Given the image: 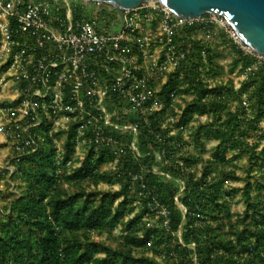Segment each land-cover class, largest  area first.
<instances>
[{"label": "trees", "instance_id": "1", "mask_svg": "<svg viewBox=\"0 0 264 264\" xmlns=\"http://www.w3.org/2000/svg\"><path fill=\"white\" fill-rule=\"evenodd\" d=\"M218 33L212 42L199 27L180 30L177 42L188 62L167 75L157 92L161 107L147 115L149 126L138 130L140 157L120 158L121 173L102 169L114 157L100 151L57 176L50 144L11 160L8 182L14 192L7 197L10 215L0 219V264H185L193 256L198 264H264V73L237 90L230 80L217 82L221 52H231L229 73L251 61L221 29ZM178 95L189 99L178 104ZM169 116L177 117L167 123ZM71 137L63 162L73 155ZM242 158L246 166L240 177L231 163ZM129 171L143 175L147 191L138 189ZM176 180L183 182L179 194ZM240 180V187L229 185ZM100 183L119 188L98 193L94 201L95 192L85 184ZM237 192L242 212L231 209ZM177 194L184 210L174 201ZM153 196L170 210L168 228L159 219L148 221L154 216L148 206ZM118 227L122 241L115 247L91 239Z\"/></svg>", "mask_w": 264, "mask_h": 264}, {"label": "built area", "instance_id": "2", "mask_svg": "<svg viewBox=\"0 0 264 264\" xmlns=\"http://www.w3.org/2000/svg\"><path fill=\"white\" fill-rule=\"evenodd\" d=\"M80 1L71 5L69 0H0V88L11 92L10 103L0 104V131L12 151L11 160L50 144L57 176L79 167L89 152L100 151L114 157L102 169L121 173L120 158L140 157L138 130L149 126L147 115L161 107L157 92L167 75L188 62L176 41L179 29L199 27L216 42L219 28L237 50L251 56L245 67L231 73L234 90L264 73V55L254 53L217 13L185 18L150 0L129 9L116 8L114 18L106 16L101 22L99 15L84 14L87 3L100 10L109 3ZM185 96L178 95L175 102ZM242 104L247 105L245 100ZM174 111L180 109L175 106ZM114 116L128 122L115 121ZM176 117L169 116L166 122L173 123ZM69 133L74 151L63 162ZM4 170L14 171L11 164ZM128 175L139 190L147 189L142 174ZM176 182L179 194L183 182ZM178 194L174 201L184 210ZM148 206L154 215L149 220L159 219L168 228V206L154 196ZM185 264L198 262L193 256Z\"/></svg>", "mask_w": 264, "mask_h": 264}, {"label": "rangeland", "instance_id": "3", "mask_svg": "<svg viewBox=\"0 0 264 264\" xmlns=\"http://www.w3.org/2000/svg\"><path fill=\"white\" fill-rule=\"evenodd\" d=\"M71 5L72 3H81L80 0H69ZM87 7L85 8L84 14L86 16H98V18H100L101 22L103 19H106V16H110L112 18H114L116 16V7L112 4L109 3V5H105V8L107 9H103L100 10L98 8H96L92 3H87ZM104 21V20H103ZM149 26L146 25L145 28L147 29ZM219 28L216 29V33L217 35ZM180 36V29L176 31V41L177 38ZM227 41L232 45V42L226 38ZM179 43V42H178ZM234 46V45H232ZM235 47V46H234ZM221 49H223V46H221ZM221 58L219 59V63L221 65L220 69H219V77L218 79L221 80L222 82L230 80V75L231 73H229V67H230V62H231V52H229L228 50L221 52ZM11 92L6 89L4 92H2L1 88H0V104H8L10 103V99L11 97L9 96ZM185 99H189V97L185 96V97H180L177 101L178 104H182L184 102ZM261 127L264 128V123H261ZM187 135V134H186ZM185 135V137H187ZM1 147H0V219H4L7 218V216L10 215V212L7 210L6 208V204L8 202V198L12 193L14 192V188H13V182H8V173L4 170L6 164H11L13 166V170H14V165L11 162V155H12V151L9 147V145L7 144L6 141L3 140ZM213 142H209L207 143V148L208 150H211L213 147ZM264 145V143H263ZM206 156L204 155L203 158H205ZM246 166V159L242 158L240 160H237L233 163H231V167L236 171V173L240 176L243 177L244 176V168ZM242 181H230L229 185L230 186H234V187H240L242 186ZM85 187H88V191L89 192H95L96 196L93 197L94 201H96L98 199V193H105V192H110L113 190L117 189V185H113L112 187L100 183L97 187H92L88 184H85ZM62 189L67 190L68 192H72L73 190L69 187H67L65 184H62ZM230 203H231V209L233 212H242L244 209V203L241 200V195L240 193H235L231 198H230ZM139 205H136L135 211H138L140 208ZM149 222L151 224H157V219H151L149 220ZM92 240H101L102 242L115 247L117 246L121 241H122V237L120 236V228L118 227L117 229L110 231V232H105L102 235H92ZM138 254V253H137ZM153 253L148 252V256H152ZM100 256H102V254H99Z\"/></svg>", "mask_w": 264, "mask_h": 264}, {"label": "water", "instance_id": "4", "mask_svg": "<svg viewBox=\"0 0 264 264\" xmlns=\"http://www.w3.org/2000/svg\"><path fill=\"white\" fill-rule=\"evenodd\" d=\"M101 1L116 8H133L150 0H87ZM170 11L185 18L204 13L223 16L239 38L256 54L264 55V0H156Z\"/></svg>", "mask_w": 264, "mask_h": 264}, {"label": "crops", "instance_id": "5", "mask_svg": "<svg viewBox=\"0 0 264 264\" xmlns=\"http://www.w3.org/2000/svg\"><path fill=\"white\" fill-rule=\"evenodd\" d=\"M3 140L5 141V137L3 135V133L0 131V143L3 142ZM2 144H0V147H1Z\"/></svg>", "mask_w": 264, "mask_h": 264}]
</instances>
